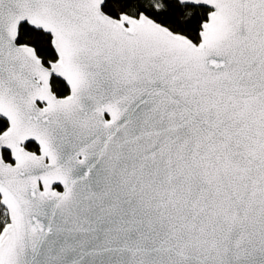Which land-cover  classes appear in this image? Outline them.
Here are the masks:
<instances>
[{
	"label": "snow or ice",
	"instance_id": "1",
	"mask_svg": "<svg viewBox=\"0 0 264 264\" xmlns=\"http://www.w3.org/2000/svg\"><path fill=\"white\" fill-rule=\"evenodd\" d=\"M0 264H264V0H0Z\"/></svg>",
	"mask_w": 264,
	"mask_h": 264
}]
</instances>
